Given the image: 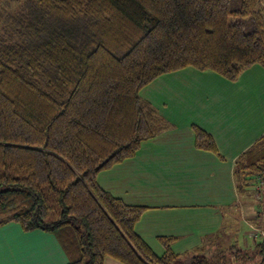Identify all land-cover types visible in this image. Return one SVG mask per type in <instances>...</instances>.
Returning a JSON list of instances; mask_svg holds the SVG:
<instances>
[{
	"label": "trees",
	"instance_id": "obj_1",
	"mask_svg": "<svg viewBox=\"0 0 264 264\" xmlns=\"http://www.w3.org/2000/svg\"><path fill=\"white\" fill-rule=\"evenodd\" d=\"M19 8L0 28V227L55 235L68 264H244L255 255L251 263L264 264V239L253 256L234 241L182 255L174 238L160 237L159 256L136 232L147 207L98 182L171 127L142 96L152 82L188 68L234 82L264 68V0H22ZM193 129L196 148L221 157L212 135ZM234 174L241 198L261 196L264 206V136Z\"/></svg>",
	"mask_w": 264,
	"mask_h": 264
},
{
	"label": "crops",
	"instance_id": "obj_2",
	"mask_svg": "<svg viewBox=\"0 0 264 264\" xmlns=\"http://www.w3.org/2000/svg\"><path fill=\"white\" fill-rule=\"evenodd\" d=\"M142 96L171 127L143 142L132 158L102 171L99 184L129 205L147 207L136 232L157 255L165 250L160 237L174 238L172 249L182 255L204 247L228 249L245 224L252 230L255 248L246 249L253 256L264 239L263 198L243 200L234 170L237 159L264 136V68L253 66L234 82L188 68L158 78ZM193 126L212 135L221 157L196 148ZM5 228L47 238L48 244L43 252L5 259L68 264L55 235L24 232L16 223L0 227ZM104 264L122 263L108 257Z\"/></svg>",
	"mask_w": 264,
	"mask_h": 264
},
{
	"label": "snow or ice",
	"instance_id": "obj_3",
	"mask_svg": "<svg viewBox=\"0 0 264 264\" xmlns=\"http://www.w3.org/2000/svg\"><path fill=\"white\" fill-rule=\"evenodd\" d=\"M47 238L39 236L25 237L19 232L5 228L0 229V264H59L56 260H7L6 255L13 253L19 255L25 253H39L43 252L48 244ZM46 254V253H45Z\"/></svg>",
	"mask_w": 264,
	"mask_h": 264
},
{
	"label": "rangeland",
	"instance_id": "obj_4",
	"mask_svg": "<svg viewBox=\"0 0 264 264\" xmlns=\"http://www.w3.org/2000/svg\"><path fill=\"white\" fill-rule=\"evenodd\" d=\"M21 2H22V0H0V28L3 29L4 26H7L9 24L11 15H14L16 12L19 11V9H20L19 3L21 5ZM261 193H262V196L264 197V187H263V190L261 191ZM255 227L257 230V228H258L257 225ZM240 229H241L240 233H238V235L236 236L235 239H233V241L235 243H237L236 245H238L240 248L254 249L255 244H254V241L251 238L252 236L250 234L252 230L249 229L245 224ZM257 243H259V242H257ZM219 249L221 250V245L219 246ZM160 255H163V254H160ZM255 259H256V255L252 259H251V257L247 258V260L244 264H252L253 262H255ZM184 261H185V258L181 259V263H183Z\"/></svg>",
	"mask_w": 264,
	"mask_h": 264
},
{
	"label": "built area",
	"instance_id": "obj_5",
	"mask_svg": "<svg viewBox=\"0 0 264 264\" xmlns=\"http://www.w3.org/2000/svg\"><path fill=\"white\" fill-rule=\"evenodd\" d=\"M257 198L260 199L261 196H258V195H257ZM255 231L258 232L259 230H258V229L256 230V228H255Z\"/></svg>",
	"mask_w": 264,
	"mask_h": 264
}]
</instances>
